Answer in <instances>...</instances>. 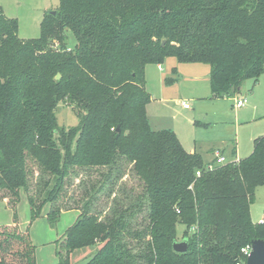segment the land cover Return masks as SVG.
Masks as SVG:
<instances>
[{"label":"trees","instance_id":"trees-1","mask_svg":"<svg viewBox=\"0 0 264 264\" xmlns=\"http://www.w3.org/2000/svg\"><path fill=\"white\" fill-rule=\"evenodd\" d=\"M59 3L30 39L17 35L18 20L0 6V199L14 209L20 191L28 193L31 219L53 204L46 216L53 227L62 210L54 202L71 172L107 168L99 171L106 180L121 179L124 171H112L123 158L144 183L138 197L148 207L146 248L133 253L122 242V215L96 222L80 213L62 233L57 264H71L72 252L97 242L83 264H235L241 248L264 239V221L250 217V201L264 185V136L249 156L208 168L172 128L150 126L145 70L169 56L208 63L211 97L231 96L264 71V0ZM61 100L78 116L68 129L57 126ZM29 161L48 176L40 197L29 192ZM178 225L186 252L172 249L181 241ZM0 264H35L34 245L17 225L0 226Z\"/></svg>","mask_w":264,"mask_h":264},{"label":"rangeland","instance_id":"rangeland-1","mask_svg":"<svg viewBox=\"0 0 264 264\" xmlns=\"http://www.w3.org/2000/svg\"><path fill=\"white\" fill-rule=\"evenodd\" d=\"M59 5V0H0L4 15L18 20L17 35L22 39L39 37L40 23L44 14L55 11ZM67 34L69 35L68 45L72 47L75 42L74 35L69 31ZM57 43V41L54 42V45L56 46ZM164 62L163 70L154 63L146 67V90L153 99H156L148 106L150 123L152 127L164 125L176 129L182 141L191 146L193 142L191 121L203 120L206 113L209 114L212 110L210 99H208L209 81L206 77L210 71V65L204 62L180 63L173 56L167 57ZM173 67L175 70H172ZM167 77L174 80L168 82ZM243 82L250 83L251 92L236 91L231 96L219 100L220 104H215V107L226 108L235 118L236 124L240 125L237 135L234 134L238 140V151L240 155H248L252 149V137L264 135V72L257 84L254 83V78H246ZM237 98H246V106L235 108L233 105ZM182 101L188 103V109L182 108ZM54 111L57 115L58 127L68 129L78 122L75 107L66 100L59 101ZM28 164L29 192L35 197H40L42 196L39 192L40 188L48 176L38 174V169L31 161ZM113 168V175L117 168L125 172L121 179L115 177L112 180L110 176L106 180L99 171L105 174L107 168H77L73 171L74 173L71 172L61 189L60 196L54 202V206L67 210L60 212L55 226L51 227L46 218L50 205L53 206L50 203L43 205L39 216L30 218L28 193L23 190L20 191V197L14 209L8 206V200L0 199V226L17 225L22 233L28 234L29 240L34 245L35 264H57L58 242L62 240L64 230L75 221L76 213L72 210H78V214H85L86 218L94 217L96 222L109 221L122 215V235L120 236L122 242L127 241L131 251L140 254V251L146 248L149 239L146 233L149 223L148 207L145 200L144 206L141 207V200L138 197L144 190V183L138 178L132 164L123 158ZM2 193L0 191V198ZM250 217L253 222H261V218L264 217V185L257 187L250 201ZM183 228L182 225L177 226L178 240L182 238ZM97 247L98 242L91 247L78 248L71 254V264H83L93 255Z\"/></svg>","mask_w":264,"mask_h":264},{"label":"crops","instance_id":"crops-1","mask_svg":"<svg viewBox=\"0 0 264 264\" xmlns=\"http://www.w3.org/2000/svg\"><path fill=\"white\" fill-rule=\"evenodd\" d=\"M164 63L163 64H157L161 70H163ZM145 72H146V70H145ZM209 73H210V71L206 75V77H208V81H210ZM261 76H262V74H261ZM261 76L258 78V80L254 79V83L257 84L259 82ZM169 78H171V77H169ZM181 78L183 79V77H181ZM171 80H174V79L171 78ZM249 84L250 83H247V82L245 83L242 81V83H241V85L237 91L240 90L242 92H247V91L251 92L249 90ZM145 87H146V85H145ZM152 97L153 96H151L150 102L146 106L149 122H150V114H149L148 106H149V104L152 103V101L156 100V99H153ZM224 97H229V96L212 98L211 93H210V88H209V98L208 99H210V102L212 105L210 108H212V110L209 114L206 113L205 118L203 120H201V119L195 120L194 119L195 122L191 121V125H192V131L191 132H193V139H192L193 142H192L191 146H189L188 144H185V142L182 141L183 139L180 137V135L178 134L176 129L172 128L173 131L175 132L176 136H177L178 141H180L184 150H187L190 153H192V152L198 153L199 156H202L203 161L207 164L215 161V158H216L215 154H217V153L225 155L226 158L229 160H233V158L241 159V158L249 156V154L248 155H240L241 153H239V151H238V140L236 139L234 134L237 135V131H238L240 125L236 124L235 118L231 115L230 112L227 111L226 108L222 107L221 105H220L221 106L220 108L215 107V104H217V105L220 104V103H218V102H221L219 100H222ZM182 102H184V101H182ZM231 105H233V103H231ZM245 106H246V104L243 107H245ZM253 106H252V108H253ZM243 107H235V108H243ZM182 108H183V106H182ZM188 108H189V105L187 107H184L183 109H188ZM254 110L255 109H253V111ZM231 120H232V122H231ZM231 124H233V125L231 126ZM150 126H151V123H150ZM153 128L160 129V128H170V127L161 125V126H156V127L153 126ZM257 133H259V132H257ZM259 136H264V135H258V136L252 137V139H253L252 140V149L254 146L255 138L259 137ZM252 149H251V151H252ZM242 156H244V157H242ZM62 211H67V210L62 209L61 212ZM72 211H74V213H76L74 215V219L76 220L80 213L78 214V212H79L78 210L77 211L72 210ZM261 220L264 221V217L261 218ZM57 262H58V260H57Z\"/></svg>","mask_w":264,"mask_h":264},{"label":"water","instance_id":"water-1","mask_svg":"<svg viewBox=\"0 0 264 264\" xmlns=\"http://www.w3.org/2000/svg\"><path fill=\"white\" fill-rule=\"evenodd\" d=\"M52 15H55V11H49ZM165 41L162 40L161 44ZM60 74L57 73L55 79H59ZM119 130V128H117ZM172 249L176 252H186L187 250V241H174L172 244ZM250 252L246 258L245 264H264V239L255 238L251 240L250 243Z\"/></svg>","mask_w":264,"mask_h":264},{"label":"built area","instance_id":"built-area-1","mask_svg":"<svg viewBox=\"0 0 264 264\" xmlns=\"http://www.w3.org/2000/svg\"><path fill=\"white\" fill-rule=\"evenodd\" d=\"M246 102H247L246 98H237V99H235L234 106L235 107H243L246 104ZM182 106H183V108L187 107L188 103L184 101V102H182ZM215 155H216L215 161L210 163V164H208L207 165L208 168H211L212 165H217L219 163H226V162H230V161L233 162V161L239 160L238 158H233V160H229V159L226 158L225 155H222V154H219V153H217ZM195 172H196V176H199L201 174V172L199 170H196ZM241 249H242V255L244 257H241L239 260H237L235 264H245L246 258L248 256L250 250H251L250 249V245L246 246V247H243Z\"/></svg>","mask_w":264,"mask_h":264}]
</instances>
